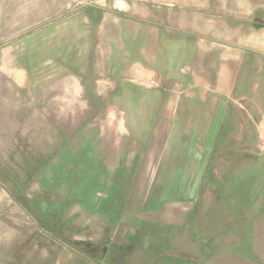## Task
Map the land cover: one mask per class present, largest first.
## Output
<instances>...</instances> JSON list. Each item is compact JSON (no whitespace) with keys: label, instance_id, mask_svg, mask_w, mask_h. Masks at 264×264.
I'll use <instances>...</instances> for the list:
<instances>
[{"label":"rangeland","instance_id":"1","mask_svg":"<svg viewBox=\"0 0 264 264\" xmlns=\"http://www.w3.org/2000/svg\"><path fill=\"white\" fill-rule=\"evenodd\" d=\"M151 14L214 40L180 56L190 77L251 57L255 90L233 95L246 109L220 113L224 93L124 99L149 44L125 35ZM261 71L264 0H0V264H264ZM76 72L89 84L64 93Z\"/></svg>","mask_w":264,"mask_h":264},{"label":"crops","instance_id":"2","mask_svg":"<svg viewBox=\"0 0 264 264\" xmlns=\"http://www.w3.org/2000/svg\"><path fill=\"white\" fill-rule=\"evenodd\" d=\"M142 17L147 18V15H141V18H137L136 27L132 32L134 33L133 37L125 35L128 45H130L133 41H136V39H138L140 36H144L145 40H149V44L147 43V50H144V47L140 48L139 51L141 53H139V48H137L135 54L136 56L138 55L139 58L134 59V61L124 65L126 74L128 75V81H131V83L135 86L134 90L127 89L122 92V96L124 97V99L224 93L219 95L222 98L219 102V108H223H220V113L224 114L230 106V103H233L232 105L235 104L236 106L234 105V107H237L239 110L240 107L245 108L244 106H242V104H240L239 106L237 105L238 99L234 100L233 95L234 98H239V96L241 98H248L249 95H252V93L249 91L255 90V84H252L255 77H252V72L249 71L250 68H248V60H251V57H246L244 61L245 68H243L242 58L240 55L238 56V58L232 56V63H224L225 65L223 66V68H220V66L216 68L215 65L214 67L210 68L209 64L207 66L199 64L201 67H196L200 69V72L196 73L194 77H190L189 73L193 75L194 67L187 64V62H183V65H179L178 60L180 56H183V52L188 53V56H191L194 53L208 55L209 49L207 48L211 45L210 41L214 40H209L208 42L204 40L198 42L199 39H197V41L196 39L192 40L197 35V32H191V30L195 31L199 22H194V24L191 25L189 20H187L188 18H183V23H181L182 26L177 27L172 16L171 20L167 21L166 23H160L156 15L154 14H151L148 17V20ZM200 30L202 29L200 28ZM199 34H201L200 31ZM199 37L201 39L203 38L202 36ZM238 42L239 41H237L236 43L233 42L231 44V48H229L234 50L236 48H240ZM129 49L130 48L128 46V50ZM156 49H158L160 54H162L161 59H157L155 57V54L157 52ZM249 51L253 52L250 49ZM130 55L132 56L131 53ZM212 57L215 58V55H213ZM198 61H202V59ZM104 67H106L107 69V64H104ZM114 70H116V66L113 64L110 71L113 72ZM191 70L192 72H190ZM261 75L263 76V82H259L260 88L258 90H264V73L262 74V71L259 72L257 78H261ZM63 76L65 77L66 74L64 73ZM68 76H71V78H69L68 80H64L65 84L61 85L62 88H64V93H66L67 91L70 92V90H72L66 88L67 83L74 84L73 91L77 96V92L79 91L78 85L81 82H84L85 85L89 84L86 79L88 78L89 74L81 77L80 73L76 72L75 75L69 74ZM187 76L189 78H187ZM78 79L81 82L77 83L76 80ZM95 81L105 82L100 81L98 78H96ZM137 88L152 89L154 91L150 94V97L148 95L139 96L135 91V89ZM33 93L34 92L30 94V98L33 97ZM45 97L46 95L44 96V98ZM18 98L19 96L18 94H16V106H19L18 102H20V99ZM263 98L264 95L262 94L261 101L264 103ZM225 115L223 116L225 117ZM205 127V134L203 136V139L200 140L204 146H207L210 142V139L215 138V133L211 120ZM81 262L83 263V261ZM58 264H72V262L69 263L65 260L58 261Z\"/></svg>","mask_w":264,"mask_h":264},{"label":"trees","instance_id":"3","mask_svg":"<svg viewBox=\"0 0 264 264\" xmlns=\"http://www.w3.org/2000/svg\"><path fill=\"white\" fill-rule=\"evenodd\" d=\"M111 248H112V245L110 246V249H111ZM110 249H109V250H110ZM114 261H115V260H114ZM116 261H118V260H116ZM102 264H103V263H102ZM114 264H116V263H114ZM117 264H118V263H117Z\"/></svg>","mask_w":264,"mask_h":264}]
</instances>
